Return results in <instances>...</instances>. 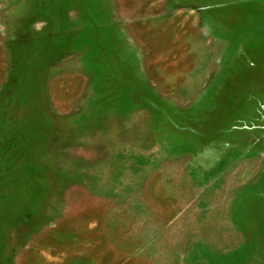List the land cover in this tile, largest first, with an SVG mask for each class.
<instances>
[{"label":"rangeland","instance_id":"1","mask_svg":"<svg viewBox=\"0 0 264 264\" xmlns=\"http://www.w3.org/2000/svg\"><path fill=\"white\" fill-rule=\"evenodd\" d=\"M0 264H264V0H0Z\"/></svg>","mask_w":264,"mask_h":264}]
</instances>
